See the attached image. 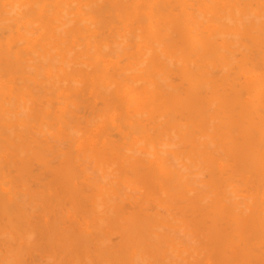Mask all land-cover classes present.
I'll return each mask as SVG.
<instances>
[{
	"label": "bare ground",
	"instance_id": "1",
	"mask_svg": "<svg viewBox=\"0 0 264 264\" xmlns=\"http://www.w3.org/2000/svg\"><path fill=\"white\" fill-rule=\"evenodd\" d=\"M0 264H264V0H0Z\"/></svg>",
	"mask_w": 264,
	"mask_h": 264
}]
</instances>
